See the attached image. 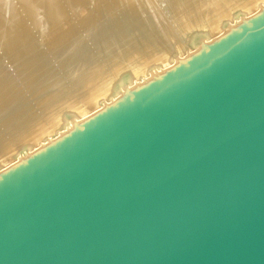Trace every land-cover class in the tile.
<instances>
[{"label": "water", "instance_id": "1", "mask_svg": "<svg viewBox=\"0 0 264 264\" xmlns=\"http://www.w3.org/2000/svg\"><path fill=\"white\" fill-rule=\"evenodd\" d=\"M0 264H264V10L2 174Z\"/></svg>", "mask_w": 264, "mask_h": 264}, {"label": "bare ground", "instance_id": "2", "mask_svg": "<svg viewBox=\"0 0 264 264\" xmlns=\"http://www.w3.org/2000/svg\"><path fill=\"white\" fill-rule=\"evenodd\" d=\"M263 10L264 0H0V176Z\"/></svg>", "mask_w": 264, "mask_h": 264}]
</instances>
